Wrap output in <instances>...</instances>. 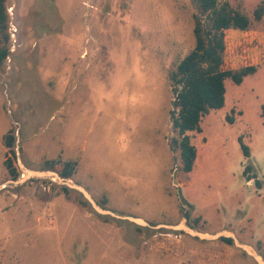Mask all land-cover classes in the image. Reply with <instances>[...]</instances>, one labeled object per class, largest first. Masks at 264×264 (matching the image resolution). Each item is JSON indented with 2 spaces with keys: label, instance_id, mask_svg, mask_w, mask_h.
<instances>
[{
  "label": "rangeland",
  "instance_id": "374dc122",
  "mask_svg": "<svg viewBox=\"0 0 264 264\" xmlns=\"http://www.w3.org/2000/svg\"><path fill=\"white\" fill-rule=\"evenodd\" d=\"M226 1L250 25L226 32L225 66L258 69L226 79L224 107L187 132L197 150L187 172L171 71L195 46L193 0H7L0 264H259L234 241L160 227L182 222L234 233L264 259V0Z\"/></svg>",
  "mask_w": 264,
  "mask_h": 264
},
{
  "label": "trees",
  "instance_id": "16d2710c",
  "mask_svg": "<svg viewBox=\"0 0 264 264\" xmlns=\"http://www.w3.org/2000/svg\"><path fill=\"white\" fill-rule=\"evenodd\" d=\"M197 7L195 14V46L190 50L171 71V79L175 98L172 111L173 128L180 136L177 141L183 161V168L189 172L193 169L197 157L195 145L191 142L188 131L200 130V122L205 114L212 109L224 107L226 103L225 80L230 78L234 83L241 84L245 77L257 71L256 64H245L238 68H226L227 40L226 32L230 28L245 30L250 25L249 17L238 9L233 8L227 1L193 0ZM264 8L259 6L255 10L258 20L262 18ZM10 15L7 0H0V64L9 55L7 43L9 34ZM15 137L7 135L6 144L14 150ZM245 156H250L249 148L241 142ZM14 178L19 173L12 165L11 159L6 162ZM250 167H246L245 173ZM74 168L70 161L64 165L61 172L63 177H71ZM248 180L256 178L247 175ZM66 196L71 188L60 186ZM143 229L142 226H137ZM222 240L232 243L230 237Z\"/></svg>",
  "mask_w": 264,
  "mask_h": 264
},
{
  "label": "water",
  "instance_id": "95a60500",
  "mask_svg": "<svg viewBox=\"0 0 264 264\" xmlns=\"http://www.w3.org/2000/svg\"><path fill=\"white\" fill-rule=\"evenodd\" d=\"M29 175L33 174V173H28ZM35 174L37 175H42L43 173L40 172H35ZM49 174V173H47ZM68 184V183H65ZM71 187H74L76 189H78L80 192H82V194L85 196V198L91 203V205L99 212V213H109L106 210H103L102 208L99 207V205L96 203V201L91 197V195L82 187L79 185H70ZM117 216V215H116ZM120 217L122 219H126L129 221H132L136 224L139 225H147V223L140 219V218H136V217H132V216H117ZM160 227H166V228H170V229H174V230H185L186 232H188L191 235L194 236H198L201 239H218L220 237H230L233 239L234 244L240 248H242L243 250H245L248 254H250L259 264H264V259L261 255H259L257 252H255L250 246L240 243V241L238 240V238L236 237V235L234 233H230V232H222V233H218V234H207V233H201L196 231L195 229H193L192 227H190L189 225H187L185 222H182L180 224L177 225H161Z\"/></svg>",
  "mask_w": 264,
  "mask_h": 264
},
{
  "label": "bare ground",
  "instance_id": "6f19581e",
  "mask_svg": "<svg viewBox=\"0 0 264 264\" xmlns=\"http://www.w3.org/2000/svg\"><path fill=\"white\" fill-rule=\"evenodd\" d=\"M29 173H33V172H29Z\"/></svg>",
  "mask_w": 264,
  "mask_h": 264
}]
</instances>
